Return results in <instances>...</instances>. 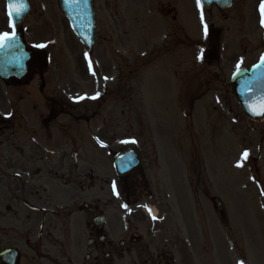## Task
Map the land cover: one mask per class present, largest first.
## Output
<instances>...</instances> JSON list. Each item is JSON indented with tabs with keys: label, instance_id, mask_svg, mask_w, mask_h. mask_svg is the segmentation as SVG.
<instances>
[{
	"label": "rangeland",
	"instance_id": "374dc122",
	"mask_svg": "<svg viewBox=\"0 0 264 264\" xmlns=\"http://www.w3.org/2000/svg\"><path fill=\"white\" fill-rule=\"evenodd\" d=\"M29 1L32 10L25 22V38L31 48L45 45L41 48L50 60L44 72L46 86L40 93L35 62L27 80L7 88L0 81V111L9 110L5 104L8 101L10 105L9 100L18 101L17 109L25 114L34 106L35 132L31 135L40 143L47 136L42 123L52 102L72 108L76 105L87 116L97 114L89 124L61 116L48 124L51 138L47 141L51 159H57L66 139L76 141L72 145L78 153L77 164L82 166L83 156L104 176L106 185H101V192L95 190L100 207L107 206L109 195L112 206L126 208L109 148L115 153L132 147L142 158V166L148 168L154 187L165 185L171 193L170 206L178 212L189 214L194 208L197 217L201 209L213 212L211 201L202 193L219 194L228 212L236 216L230 228L244 245L242 263L264 264V119L244 115L230 84L238 63L240 68H248L264 52L262 0H235L225 13L216 8L203 10L197 0H94L97 26L92 54L75 36L58 0ZM167 2L175 6L177 22L159 14L160 4ZM8 23L5 0H0V32H13ZM176 27L178 33L172 35ZM205 27L220 34L218 63ZM104 83L113 93L102 101H92ZM185 110L189 117H184ZM16 139L18 142L19 137ZM158 139L159 151L152 143ZM66 149L73 150L71 145ZM245 151L246 159L242 158ZM158 152L162 168L156 163ZM238 162L242 166L238 167ZM94 170L90 174L94 175ZM90 179H83L84 196L92 195ZM93 179L97 181L96 176ZM160 190L156 188L157 193ZM194 190L202 192L200 203L195 201ZM146 203L155 205L154 200ZM4 204H10L9 199ZM64 204L69 203L60 205ZM1 211L6 248L19 233L12 228V222L17 224L14 214H8L3 206ZM195 223L201 224L196 217ZM198 229L202 234V228ZM190 233L195 258L199 259L201 234ZM19 244L20 252L26 254L24 245Z\"/></svg>",
	"mask_w": 264,
	"mask_h": 264
},
{
	"label": "flooded vegetation",
	"instance_id": "af4514ba",
	"mask_svg": "<svg viewBox=\"0 0 264 264\" xmlns=\"http://www.w3.org/2000/svg\"><path fill=\"white\" fill-rule=\"evenodd\" d=\"M208 36L218 38L219 33L209 31ZM214 53L218 63L219 54L215 50ZM54 105L64 104L52 102L51 107ZM33 109L32 106V112H19L17 116L0 115V264H244L243 247L231 234L227 213L219 210L220 200L199 190L193 191L196 203L201 202L198 195L202 193L211 201L213 212L201 209L198 216L202 248L199 259L195 258L190 233L196 232L193 210L189 214L180 213L170 206L172 195L165 185L156 187L162 189L157 193L141 157L140 165L125 175H117L114 170L126 208L112 206L109 195L105 198L107 206L100 207L97 192H101V185H106L104 176L90 167L83 156L82 166L77 164L78 153L72 145L75 140L66 139L61 144L63 151L58 152L57 159H51L47 141L51 138L50 122L43 120L47 136L40 143L31 135L35 132ZM96 116H87L75 107L66 117L71 122L89 124ZM68 145L73 149L71 152H67ZM109 152L114 158L112 148ZM156 163L162 168L158 158ZM105 166L108 167L106 163ZM92 170L94 175L90 174ZM85 178H91L90 196H84ZM5 199L10 204L5 205ZM146 200L155 201V205H148L156 209V222L147 217ZM62 202L69 204L60 205ZM2 206L8 214H14L17 224L12 222V228L19 233L6 248H3ZM19 243L24 245L26 254L20 252ZM4 251L10 252L4 254Z\"/></svg>",
	"mask_w": 264,
	"mask_h": 264
},
{
	"label": "water",
	"instance_id": "95a60500",
	"mask_svg": "<svg viewBox=\"0 0 264 264\" xmlns=\"http://www.w3.org/2000/svg\"><path fill=\"white\" fill-rule=\"evenodd\" d=\"M61 11L69 19L70 25L80 38L81 42L92 51L95 38V10L93 0H58ZM7 8L10 0H6ZM12 3L23 4V10L20 15L13 16L15 38L8 42L6 47L0 48V77L10 79L16 77L21 79L28 73V64L33 57H39V54L33 50H28L22 35V26L26 17L29 16L31 6L29 0H11ZM204 8H211L214 5L221 11L229 9L233 0H201ZM162 9L163 14H168ZM9 11V9H8ZM264 20V13H262ZM44 64V60H41ZM260 67H252L250 70L241 69L232 76L233 93L242 106L243 112L251 118L259 119L264 117L262 108H264V64L258 63ZM127 159L128 164L121 160ZM139 164L134 152L127 151L116 158V166H126L129 170ZM9 251H5L8 253Z\"/></svg>",
	"mask_w": 264,
	"mask_h": 264
},
{
	"label": "snow or ice",
	"instance_id": "6c2138e0",
	"mask_svg": "<svg viewBox=\"0 0 264 264\" xmlns=\"http://www.w3.org/2000/svg\"><path fill=\"white\" fill-rule=\"evenodd\" d=\"M197 6H200V0H197ZM23 4H20L19 6L15 3H12L11 0L8 4V16H9V23L8 26L9 28H14V22H13V16L20 15L21 11L23 10ZM261 11L264 13V0H262L261 3ZM201 19L203 20V14H201ZM262 25H264V20L261 21ZM205 30L207 31V28L205 27ZM15 38V32L13 31L12 33L9 32H0V48L6 47L8 45V42L13 40ZM45 45H36V47H44ZM261 64H264V55L261 56ZM254 67H260V64L255 65ZM92 68V62L89 61V70ZM237 71H240V63L237 64L236 66ZM93 75L95 73L93 72ZM107 79V77H105ZM95 98V97H93ZM262 113H264V108H262ZM128 142V141H124ZM132 143H135V141H131ZM248 156L247 151L242 153V158L246 159ZM237 166H242L239 162ZM113 191H116L115 184H113ZM150 211V210H149ZM155 219V217H153Z\"/></svg>",
	"mask_w": 264,
	"mask_h": 264
}]
</instances>
